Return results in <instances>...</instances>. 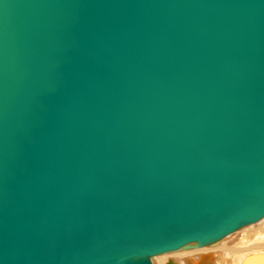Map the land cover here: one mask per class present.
Listing matches in <instances>:
<instances>
[{
    "label": "water",
    "instance_id": "1",
    "mask_svg": "<svg viewBox=\"0 0 264 264\" xmlns=\"http://www.w3.org/2000/svg\"><path fill=\"white\" fill-rule=\"evenodd\" d=\"M264 215V0H0V264H152Z\"/></svg>",
    "mask_w": 264,
    "mask_h": 264
},
{
    "label": "bare ground",
    "instance_id": "2",
    "mask_svg": "<svg viewBox=\"0 0 264 264\" xmlns=\"http://www.w3.org/2000/svg\"><path fill=\"white\" fill-rule=\"evenodd\" d=\"M150 261L152 264H264V215L217 240L200 246L189 242L187 247L153 255Z\"/></svg>",
    "mask_w": 264,
    "mask_h": 264
},
{
    "label": "rangeland",
    "instance_id": "3",
    "mask_svg": "<svg viewBox=\"0 0 264 264\" xmlns=\"http://www.w3.org/2000/svg\"><path fill=\"white\" fill-rule=\"evenodd\" d=\"M263 231V229H261ZM171 253V252H170Z\"/></svg>",
    "mask_w": 264,
    "mask_h": 264
}]
</instances>
